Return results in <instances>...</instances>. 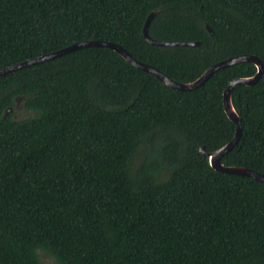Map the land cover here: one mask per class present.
I'll return each instance as SVG.
<instances>
[{"label":"trees","instance_id":"16d2710c","mask_svg":"<svg viewBox=\"0 0 264 264\" xmlns=\"http://www.w3.org/2000/svg\"><path fill=\"white\" fill-rule=\"evenodd\" d=\"M158 8L154 39L201 44H150ZM88 39L187 83L264 61V0H0V68ZM256 71L181 91L90 46L0 75V264H264V183L199 152L233 138L223 91ZM232 97L243 134L222 161L264 174V74Z\"/></svg>","mask_w":264,"mask_h":264},{"label":"water","instance_id":"95a60500","mask_svg":"<svg viewBox=\"0 0 264 264\" xmlns=\"http://www.w3.org/2000/svg\"><path fill=\"white\" fill-rule=\"evenodd\" d=\"M159 12H160L159 8L152 10L149 13L145 21L144 27H143V35L150 44L159 45V46H198L201 44V41H184V40L177 41V40L154 39L149 33V26H150L151 21L155 17V15L158 14ZM206 28L211 33V35H213V31L208 23H206ZM90 46H100V47H106V48L113 49L117 51L118 53H120L130 64L134 65L135 67L143 71H146L149 74L156 76L164 84L174 89L181 90V91H191V90H194L200 87L217 70H220L227 66L237 64L240 62H244V61H248V62L255 64V66L257 67V71L254 75L249 76V77H238V78L233 79L223 91L224 111L229 117V119H231L235 123V126H236V131H235L233 138L228 143L224 144L220 148L213 150V151H208L205 146H201L199 148V152L207 156L209 165L217 171L227 173V174H235V175H240V176L251 177L255 180H258L264 183L263 173L257 172L246 166H227L222 161L223 156L227 152L232 150L238 144L243 134L242 119L233 103V97H232L233 89L238 85L251 86V85L256 84L259 81V79L264 74V61L260 57L253 55V54L236 55V56L221 60L219 62H216L210 65L194 81L187 82V83H180V82L173 80L170 76H168L165 72H163L159 68L152 66L148 63L139 61L138 59L134 57L132 53H130L126 48L122 47L119 44H116L114 42L107 41V40L88 39V40H83V41H79L76 43H72L61 49H58L50 53H45L43 55H40L32 59H27L22 62H18L12 65L0 68V75L6 74L12 71H16L23 67L42 63V62L54 59L56 57L62 56L64 54H67L71 51L78 50V49L85 48V47H90ZM20 100H21V97H18L16 99L17 101L16 107L19 106ZM13 109L14 107H9L8 109H6L5 113L9 114L11 111H13Z\"/></svg>","mask_w":264,"mask_h":264},{"label":"rangeland","instance_id":"374dc122","mask_svg":"<svg viewBox=\"0 0 264 264\" xmlns=\"http://www.w3.org/2000/svg\"><path fill=\"white\" fill-rule=\"evenodd\" d=\"M20 109H21V105L19 107H17L16 110L19 111ZM143 157H144L143 152L142 151H139L137 153V155L134 157V160H133L134 163H135V165H139V163L141 162V160L143 159ZM40 260H41V263L42 264H59L52 256L46 254L43 251H40Z\"/></svg>","mask_w":264,"mask_h":264}]
</instances>
